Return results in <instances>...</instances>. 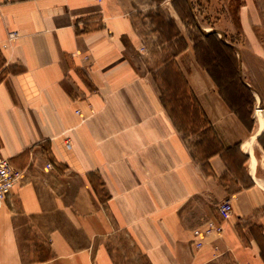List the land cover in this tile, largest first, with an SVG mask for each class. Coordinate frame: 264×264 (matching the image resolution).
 <instances>
[{"label":"crops","instance_id":"obj_1","mask_svg":"<svg viewBox=\"0 0 264 264\" xmlns=\"http://www.w3.org/2000/svg\"><path fill=\"white\" fill-rule=\"evenodd\" d=\"M259 2L243 0L244 45H230L240 71L260 65L264 90ZM130 12L126 0H0V153L23 171L0 205V264H264V176L244 148L264 130L256 108L247 128L206 72L180 67L209 128L190 100L175 115L136 63ZM208 220L221 230L196 247Z\"/></svg>","mask_w":264,"mask_h":264},{"label":"rangeland","instance_id":"obj_2","mask_svg":"<svg viewBox=\"0 0 264 264\" xmlns=\"http://www.w3.org/2000/svg\"><path fill=\"white\" fill-rule=\"evenodd\" d=\"M126 2L129 4L131 17L137 28L136 32L141 40L136 51V63L142 67L143 72L151 70L157 76L161 97L167 100L168 104H173V106H169V109H173L175 115H181L180 104L185 102L183 99L191 101L192 98H196L191 88H188L187 80L181 75L180 67H188L194 74L193 76H198L196 74L199 70L207 73L201 65V55L198 58V55L201 54V42H204L203 45L216 48L218 39L222 42L224 39L229 42L227 45L234 52L232 54L223 51L225 57L227 56V60H225L228 65L225 61L226 67L222 69V72L229 74L232 70L237 71L241 83L247 87L245 89L241 86L237 90L243 101L248 102L244 109L239 110L240 114L247 117L248 115L244 114L247 111L250 114L257 106L262 110L257 100L259 99L257 93L244 83L246 79L255 77L258 81L253 80L252 84L261 87L262 68L259 67L260 65L254 64L249 73L243 68L241 74L238 54L230 45L234 44L238 47L244 45V36L241 34L238 22V8L243 0H126ZM258 4L264 10V0H260ZM209 32H213L215 35L206 41L201 35ZM256 32L264 48V26L257 27ZM182 52H184L183 55L180 54ZM177 56L178 58H176ZM164 61L167 62L163 63ZM214 85L222 97L219 88L215 83ZM210 91L211 88L207 86L206 89L205 87L206 97L211 94ZM260 91L264 92L263 89ZM251 99L253 101L250 105ZM187 109L186 106L185 110ZM194 111L195 116H199L201 113L196 105ZM186 113L188 114L187 111ZM247 118L241 120L247 128H250L251 122ZM206 124L207 121L201 116V132L207 131L205 130L207 127L203 128ZM189 128L192 129L193 125ZM202 140L203 138L201 144H208V140L205 138ZM252 142L254 154L261 161L262 169L260 171L264 176V130Z\"/></svg>","mask_w":264,"mask_h":264},{"label":"trees","instance_id":"obj_3","mask_svg":"<svg viewBox=\"0 0 264 264\" xmlns=\"http://www.w3.org/2000/svg\"><path fill=\"white\" fill-rule=\"evenodd\" d=\"M215 34L212 32L202 34L201 36L205 38L207 41L210 37L214 36ZM204 42H201V54L198 55V58L200 56L201 59V65L205 68L207 73L212 78L213 82L217 85L219 88L220 94H222L223 99L227 102L228 106L238 114V116L243 119L245 118L242 114H240L239 110L244 109V106L248 105V102L246 103L243 101L241 96L239 95V87L247 88L244 84L241 83V80L239 79V73L237 71H230L229 74L222 72V69H224L227 63V56L225 57V54H223V51H227L228 53H232L233 49L227 45L226 43L222 42L221 40H217V46L216 48H211L210 46L203 45ZM226 59V60H225ZM226 61V64L224 62ZM231 96V97H230ZM191 101L194 105L197 106V100L196 98H192ZM252 99L249 101L250 105L252 103ZM191 107V106H190ZM189 107V109H190ZM194 107V106H193ZM191 107V111H188V114L191 113V115H195L194 108ZM184 109L186 106L183 107ZM188 108V107H187ZM201 116L205 121H207L205 114L203 110L200 111ZM247 113V114H246ZM244 115H249V112L247 111ZM207 127V124L204 125L203 128ZM209 127H207L205 130H208ZM203 133V132H202Z\"/></svg>","mask_w":264,"mask_h":264},{"label":"built area","instance_id":"obj_4","mask_svg":"<svg viewBox=\"0 0 264 264\" xmlns=\"http://www.w3.org/2000/svg\"><path fill=\"white\" fill-rule=\"evenodd\" d=\"M69 146L68 143H66ZM50 167V164H46ZM23 179V171L11 165L9 159L0 153V205L4 202L7 193L12 187ZM232 211L229 201H223L218 206V214L222 220L228 219ZM213 230H221V226L212 220L206 221L203 227L193 230V234L197 239L195 246L201 245V239L211 233Z\"/></svg>","mask_w":264,"mask_h":264},{"label":"bare ground","instance_id":"obj_5","mask_svg":"<svg viewBox=\"0 0 264 264\" xmlns=\"http://www.w3.org/2000/svg\"><path fill=\"white\" fill-rule=\"evenodd\" d=\"M259 101V100H258ZM256 121H257V129L261 130L264 128V114L261 111V109L257 106L256 108ZM251 143L249 144H244V148L248 149V151H252Z\"/></svg>","mask_w":264,"mask_h":264},{"label":"water","instance_id":"obj_6","mask_svg":"<svg viewBox=\"0 0 264 264\" xmlns=\"http://www.w3.org/2000/svg\"><path fill=\"white\" fill-rule=\"evenodd\" d=\"M202 31H204L205 32V30L204 29H202ZM224 42L227 44V42L224 40Z\"/></svg>","mask_w":264,"mask_h":264}]
</instances>
